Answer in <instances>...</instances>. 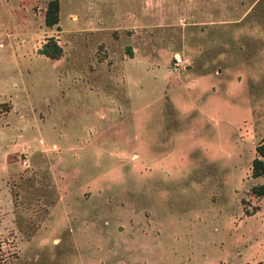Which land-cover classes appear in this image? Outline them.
Returning a JSON list of instances; mask_svg holds the SVG:
<instances>
[{
	"label": "rangeland",
	"instance_id": "rangeland-1",
	"mask_svg": "<svg viewBox=\"0 0 264 264\" xmlns=\"http://www.w3.org/2000/svg\"><path fill=\"white\" fill-rule=\"evenodd\" d=\"M49 1L0 0V264H264V0Z\"/></svg>",
	"mask_w": 264,
	"mask_h": 264
},
{
	"label": "trees",
	"instance_id": "trees-1",
	"mask_svg": "<svg viewBox=\"0 0 264 264\" xmlns=\"http://www.w3.org/2000/svg\"><path fill=\"white\" fill-rule=\"evenodd\" d=\"M44 20L46 25L50 27L59 22L58 0L49 1L45 11ZM38 52L51 59H59L62 55V48L58 45L57 41L51 37L41 46V48L38 49ZM256 153L257 157H255L252 161L251 173L254 178H264V141L256 146ZM251 191L258 197L264 196V183L252 186ZM253 213H255V210L252 212H246L247 215H252Z\"/></svg>",
	"mask_w": 264,
	"mask_h": 264
},
{
	"label": "built area",
	"instance_id": "built-area-1",
	"mask_svg": "<svg viewBox=\"0 0 264 264\" xmlns=\"http://www.w3.org/2000/svg\"><path fill=\"white\" fill-rule=\"evenodd\" d=\"M175 65L178 66L181 63V58L180 57H175Z\"/></svg>",
	"mask_w": 264,
	"mask_h": 264
}]
</instances>
